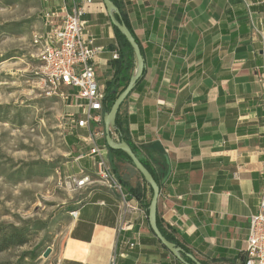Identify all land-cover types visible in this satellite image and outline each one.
<instances>
[{
  "label": "crops",
  "instance_id": "0c3cea01",
  "mask_svg": "<svg viewBox=\"0 0 264 264\" xmlns=\"http://www.w3.org/2000/svg\"><path fill=\"white\" fill-rule=\"evenodd\" d=\"M116 1L144 59L142 77L119 107L121 136L155 173L166 166L164 155L171 165L158 221L199 262L244 264L250 216L264 191V0ZM63 4H84V35L101 48L94 70L104 91L118 59L112 56L123 51L110 13L102 0H41V9L58 13ZM135 69L134 56L131 75ZM112 138L119 141L115 132ZM86 139L71 148L87 153ZM98 144L127 197L97 179L93 158H75L73 174L84 169L92 183L72 203L77 215L52 249L55 264H110L113 257L116 264H183L128 192L138 187L150 198L140 173L109 150L105 135Z\"/></svg>",
  "mask_w": 264,
  "mask_h": 264
},
{
  "label": "rangeland",
  "instance_id": "374dc122",
  "mask_svg": "<svg viewBox=\"0 0 264 264\" xmlns=\"http://www.w3.org/2000/svg\"><path fill=\"white\" fill-rule=\"evenodd\" d=\"M41 8V0H0V241L26 239L0 250V264H55L52 249L79 198L64 180L80 155L71 143L83 145L86 134L71 132L68 100L44 94L32 42L47 29Z\"/></svg>",
  "mask_w": 264,
  "mask_h": 264
},
{
  "label": "built area",
  "instance_id": "2783aa9c",
  "mask_svg": "<svg viewBox=\"0 0 264 264\" xmlns=\"http://www.w3.org/2000/svg\"><path fill=\"white\" fill-rule=\"evenodd\" d=\"M89 1L85 0L86 3ZM83 5L73 4L68 10L63 4L58 13L44 12L48 30L35 35L32 40L39 62L37 74L40 75L46 96H58L69 101L73 109L69 114L71 129L87 130L86 141L90 147L87 153L78 155L76 159L85 156L93 158L97 179L107 188L118 191L125 200L127 194L123 192L104 157L105 149L98 144L105 135L101 127L104 91L97 82L94 70V60L101 48L94 45L92 37L84 35ZM56 16L59 17L58 22L53 20ZM112 57L117 59L118 53L115 52ZM62 88L67 91L64 92ZM91 177L86 170L80 169L77 174L68 175L64 184L71 191L82 190L92 183ZM69 215L75 218L77 210H71ZM110 264H116L114 257ZM244 264H264V191L257 212L250 216Z\"/></svg>",
  "mask_w": 264,
  "mask_h": 264
},
{
  "label": "water",
  "instance_id": "95a60500",
  "mask_svg": "<svg viewBox=\"0 0 264 264\" xmlns=\"http://www.w3.org/2000/svg\"><path fill=\"white\" fill-rule=\"evenodd\" d=\"M102 2L105 8L107 9V11L110 13V18L113 26L116 27L124 35L125 39L128 41L131 48L133 49L134 56L136 59V69L134 73L131 75L126 86L122 88V90L120 91L114 102L112 103L108 113H105L103 116L105 143L107 147L110 149L123 151L129 157L134 168L140 173L142 178L148 183L149 187L151 188V197L149 201L148 215H147L148 223L151 231L158 239V241L161 243V245H163L168 251H170L173 255H175L178 258V260L183 264H203L199 262L197 259H195V257H193V255H191L190 253H185L184 255L191 261V263L185 260L179 254L180 252H182V249L176 247L174 243L168 241L163 236V234L161 233V231L157 226V222H156L157 199L160 191V185L166 182L171 172V165L167 155H164L166 170L161 175L159 183H157L153 179L152 175L147 170V168L141 163L139 158L135 155L131 147L124 141L121 142L114 141V139L112 138V130L114 132V114L116 113V111L118 110L124 99L132 91L136 82L142 77L144 70V59L141 54V50L138 43L136 42L135 38L129 31L128 27L121 19V14L119 9L115 6V4L111 0H102ZM115 15L119 18L120 21L116 20ZM50 252H51V248L50 247L46 248L45 251L43 252V257H47Z\"/></svg>",
  "mask_w": 264,
  "mask_h": 264
},
{
  "label": "trees",
  "instance_id": "16d2710c",
  "mask_svg": "<svg viewBox=\"0 0 264 264\" xmlns=\"http://www.w3.org/2000/svg\"><path fill=\"white\" fill-rule=\"evenodd\" d=\"M115 6L118 8V3L116 0H111ZM115 18L117 21H120L119 18L115 15ZM121 19L123 20V22L126 25V22L124 21V19L121 17ZM127 26V25H126ZM115 29V33L117 35V38L121 44V47L123 48V51L119 54L118 59L114 62V73L112 75V77L107 80V82L105 83V87H104V97H103V113H108L112 103L114 102V100L116 99V97L118 96V94L120 93V91L122 90V88H124L126 86V84L128 83L130 77H131V72H130V68H131V63L132 61H134V52L133 49L131 48L130 44L128 43V41L125 39L124 35L116 28ZM137 42V41H136ZM139 81V80H138ZM137 81V82H138ZM136 82V83H137ZM124 131V126H123V121L120 120L119 117V108L116 111V113L114 114V132L118 135L119 137V142L124 141L125 140L122 138L121 134ZM132 149V147H131ZM109 150L113 153H119L122 156L125 157V159L131 163L129 157L121 150H113L110 149ZM133 150V149H132ZM134 152V151H133ZM160 155L162 156V153H160ZM141 163L147 168V170L150 172V174L152 175L153 179L159 183L161 175L165 172L166 170V166L163 164V171L159 172V173H155L152 168L143 160H140ZM132 164V163H131ZM144 183L148 186L149 190H150V194H151V188L149 187L148 183L143 179ZM131 195H133L136 199L139 200L141 206L144 208V211L146 213V215H148V206H149V199H145V195L144 192L141 189H138V187H134V188H129L128 191ZM151 197V196H150ZM148 218V216H147ZM157 222V226L159 228V230L161 231V233L163 234V236L170 242L174 243L176 247L181 248L182 252H180L179 254L188 262H190V260L184 255L186 253L185 249H183L179 243L173 239V237L168 234L160 225L158 218L156 220ZM26 243V239L23 235L20 234H12L9 235L7 237H4L1 239L0 241V250H4L9 248L11 245H23Z\"/></svg>",
  "mask_w": 264,
  "mask_h": 264
}]
</instances>
